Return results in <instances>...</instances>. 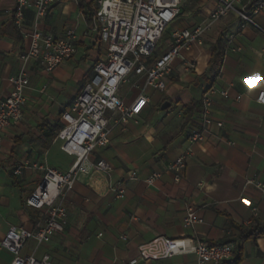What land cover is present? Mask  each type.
I'll return each mask as SVG.
<instances>
[{"label": "crops", "instance_id": "0c3cea01", "mask_svg": "<svg viewBox=\"0 0 264 264\" xmlns=\"http://www.w3.org/2000/svg\"><path fill=\"white\" fill-rule=\"evenodd\" d=\"M88 2L91 0H83L82 8L78 0L55 2L37 23L40 31L54 36L74 29L77 51L51 72L36 61L26 65L29 86L23 118L1 134L0 240L10 226L31 230L43 219L42 210L25 206V198L42 176L32 164L46 163L65 172L74 160L60 149L55 135L62 125V112L104 56H100L101 45L85 35ZM212 7V0H184L178 16L182 18L174 30L200 23ZM13 8L12 0H0V100L10 93L8 78L18 73L22 65L19 56L29 47V39L13 22ZM254 20L264 26V10ZM34 24L32 8L28 7L23 28L30 32ZM230 33H234L232 45L240 51L227 48ZM218 36L224 40L223 53L213 59L211 48ZM184 57L185 61L173 60L167 91L155 100V94L144 88L142 78L131 76L124 83L128 89L119 96L126 103L141 93L148 96L149 103L125 124H116L111 117L107 146L91 155L92 162L103 159L110 165L111 180L123 182L125 196L115 198L98 175L80 177L62 201L68 213L65 230L36 250L30 240L22 254H47L52 264H129L141 244L162 236L209 244L238 242L240 250L235 249L230 261L239 257L237 264H264V236L240 241L236 229L250 227L254 221L264 225L263 197L247 183L249 178L264 181L263 107L255 101L259 79L264 77L263 37L252 26L238 29L236 16L230 15L213 26L202 46L194 47ZM188 64L195 67L186 70ZM210 87L227 91V97L213 94L209 112L212 122L219 121L222 127L207 128L204 138L192 146L193 154L180 181L175 182L165 168L188 147L191 130L201 127V109L186 122L185 108L192 102L200 103L202 93ZM165 101L170 107L161 110ZM24 162L28 164L22 175L15 176L13 170ZM130 171L137 173V180L127 179ZM153 171L162 172V176L154 186H147L143 179ZM188 208L202 222L185 227ZM10 260L11 256L0 250V262L9 264ZM195 262V254L188 252L137 264Z\"/></svg>", "mask_w": 264, "mask_h": 264}, {"label": "built area", "instance_id": "2783aa9c", "mask_svg": "<svg viewBox=\"0 0 264 264\" xmlns=\"http://www.w3.org/2000/svg\"><path fill=\"white\" fill-rule=\"evenodd\" d=\"M13 22L23 37L29 39L28 49L19 58L22 65L16 75L10 76V93L0 100V142L2 131L19 123L23 118L26 104V90L29 77L26 65L29 61L38 62L46 72L73 57L77 51L76 32L67 29L61 36L44 33L37 28V23L44 18L52 4L61 0H12ZM184 0H91L94 7L90 21L87 22L85 35L95 43L105 46V54L93 66L91 78L86 81L79 94L71 101L61 114L62 125L55 135L60 142V149L74 158L67 171L48 166L46 163L32 164L42 172L37 186L25 198V206L30 209L42 210V221L33 229L21 226H10L0 240V250L6 251L11 260L9 264H52L49 255L37 257L34 252L22 254L30 240L35 243V250L40 245L50 242L55 234L62 233L68 224V213L62 201L73 189L80 177L87 179L94 175L107 182V189L115 198L125 196L123 182L111 180L112 168L103 159L91 161L92 153L108 144L111 131V117L114 123H127L134 120L149 103L148 96L137 95L130 103H126L118 95L119 87L131 77L143 79L144 88L164 92L167 81L172 73V62L179 58L185 61L184 54L204 43L205 36L213 26L230 15L238 20V29L254 27L263 37L264 26L258 25L254 17L264 10V0H212L204 20L190 28L173 30L170 33L168 48L157 58L152 54L167 26L181 13ZM32 8L34 28L27 32L23 28L24 10ZM234 33L228 35V49L240 51L232 45ZM188 64L186 70L193 69ZM259 90L256 103L263 107L264 116V77L259 79ZM218 92L227 97V91L213 87L205 90L200 99L201 127L191 130L189 143L181 153L165 168L179 182L186 168L187 159L193 154L192 146L201 141L208 127L220 129L221 122L213 123L209 117L212 96ZM110 115V116H109ZM28 162L21 163L13 170L15 176L22 175ZM162 172L153 171L143 179L147 186H154ZM128 180H137L135 171L128 173ZM247 183L254 186L264 200V181L249 178ZM256 212V208H252ZM197 219L192 208H188L183 219L185 227ZM121 239H125L124 236ZM194 253L195 264H225L235 253V245L231 242L209 244L204 241H192L188 238L155 237L138 247V255L129 264L143 261L170 259L183 253ZM0 264H2L0 262Z\"/></svg>", "mask_w": 264, "mask_h": 264}, {"label": "trees", "instance_id": "16d2710c", "mask_svg": "<svg viewBox=\"0 0 264 264\" xmlns=\"http://www.w3.org/2000/svg\"><path fill=\"white\" fill-rule=\"evenodd\" d=\"M78 2H79L80 7L82 8L83 0H78ZM86 7L88 8L86 12V20L87 22H89L91 18L90 13L91 11H93L94 7L92 5V2H88ZM223 43H224L223 37L218 36L215 41V45H213V47L211 48L213 59H219L222 57ZM99 44L102 45V43H99ZM191 108H195V109L192 110ZM200 109H201V103L199 102H192L191 104L187 105L185 108V113H184L186 122L189 120V118H191L194 112H197ZM236 229L238 231V237L240 241H243L245 239L256 240L257 238L264 236V225L258 224L256 221H254L250 227L237 226ZM234 245H235V249L237 250V252H239L240 247L238 246V242H235ZM239 260L240 258L237 257L233 259V261L227 262L225 264H237Z\"/></svg>", "mask_w": 264, "mask_h": 264}, {"label": "rangeland", "instance_id": "374dc122", "mask_svg": "<svg viewBox=\"0 0 264 264\" xmlns=\"http://www.w3.org/2000/svg\"><path fill=\"white\" fill-rule=\"evenodd\" d=\"M203 2H208V1H211V0H202ZM181 18L182 17H178V18H176L173 22H171L168 26H167V28H166V30H165V32H164V34H163V36H162V39L160 40V42L158 43V45H157V48H156V50L153 52V54H152V57L153 58H157L163 51H165L166 50V48H167V45L169 44V41H170V33L174 30V29H176L177 27H178V23H179V21L181 20ZM105 54V46L102 44L101 45V54H100V56L102 57L103 55ZM98 55V53H96V56ZM128 84H123V85H121L120 87H119V90H118V95H121L122 93H124L127 89H128ZM146 90H147V92L148 93H153V94H155V96L153 97V100H155V98H157V96L158 95H160L161 93H159V92H157V91H154V90H152V89H149V88H146ZM167 91V88H166V90L164 91V92H166ZM157 112V111H156Z\"/></svg>", "mask_w": 264, "mask_h": 264}, {"label": "water", "instance_id": "95a60500", "mask_svg": "<svg viewBox=\"0 0 264 264\" xmlns=\"http://www.w3.org/2000/svg\"><path fill=\"white\" fill-rule=\"evenodd\" d=\"M169 107H170V102L165 101V102H163L162 105H161V110H166V109H168Z\"/></svg>", "mask_w": 264, "mask_h": 264}]
</instances>
